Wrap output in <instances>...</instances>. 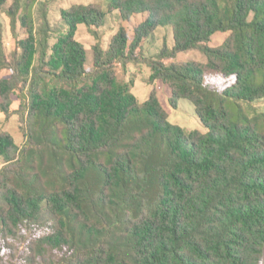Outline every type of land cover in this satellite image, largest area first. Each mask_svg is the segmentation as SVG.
<instances>
[{
	"label": "trees",
	"instance_id": "16d2710c",
	"mask_svg": "<svg viewBox=\"0 0 264 264\" xmlns=\"http://www.w3.org/2000/svg\"><path fill=\"white\" fill-rule=\"evenodd\" d=\"M7 2L0 11L27 36H16L9 58L0 31V72H11L0 78V110L20 115L26 142L0 132V230L16 237L42 227L44 210L52 217L29 239L28 264L48 250L62 251L49 264H261L264 110L244 104L264 98V0H109L122 20L148 17L131 42L121 27L107 49L95 30L107 15L99 4L62 9L68 31L50 48L46 12L34 27L37 0ZM81 24L97 39L90 71ZM162 26L174 45L148 61L149 83L168 85L174 109L192 102L205 132L172 123L155 87L141 102L118 78L116 65L138 61ZM218 32L228 35L212 46ZM191 49L206 62L172 61Z\"/></svg>",
	"mask_w": 264,
	"mask_h": 264
},
{
	"label": "rangeland",
	"instance_id": "374dc122",
	"mask_svg": "<svg viewBox=\"0 0 264 264\" xmlns=\"http://www.w3.org/2000/svg\"><path fill=\"white\" fill-rule=\"evenodd\" d=\"M109 0H37L33 9V21L35 30H38L42 25V14L47 13L48 21L51 26V33L49 38L50 48L55 42H57L59 36L65 34L68 31V26L61 17L62 9H68L75 4H99L103 10L107 12L106 21L101 28H95L99 36V43H101L104 49L109 47L112 37L121 28L124 27L127 30L129 41L131 42L134 37L135 28L144 21L147 17V13H140L134 15L130 20H122L118 10H108ZM12 4V0H8L6 8ZM0 31L3 34L4 45L6 53L10 58L14 50L16 49V36L23 39L27 36V29L22 25L21 20L18 19L16 25V32L14 33L11 26V18L7 14L6 10L0 11ZM227 33L218 32L213 36L211 45H221L227 37ZM76 38L84 44L87 52V70H93V45L97 42L96 36L92 34L88 26L81 24L78 26L76 32ZM167 45L172 48L174 45V35L172 27L162 26L145 38L142 42L141 48L137 51L138 61L128 63L127 66H123L118 63L116 65L118 78L122 81L133 83L132 91L138 97L141 102L146 101L152 89L155 87L158 93V97L163 107L169 112V120L178 124L186 130H200L206 131L205 125L201 122L200 118L196 114L195 107L188 99H181L177 109L171 107L169 99L171 97V91L168 85L162 81H157L155 84L149 83L151 76V68L148 61L155 59L161 50ZM51 53L49 50L48 54ZM197 60L200 62H206V55L198 50L191 49L180 52L176 59L172 61H190ZM169 62V60H166ZM9 69H3L0 72V78L10 75ZM20 91L17 90L13 95L12 110L16 111L20 106ZM248 112H252L253 108L257 110H264V98L255 101L250 104H244ZM23 123L19 114L13 113L11 116H6L0 110V132L8 131L14 138L15 142L19 146H24L26 142L25 130L23 129ZM4 165L0 159V168ZM2 202L0 201V205ZM41 221L45 222L42 227L40 226H26L21 234L16 237L8 236L5 238L0 230V246L2 247L3 263L4 264H28L27 259V244L32 237L47 232L51 226L52 217L47 210H44ZM1 225V222H0ZM62 251L48 250L44 259H40L39 264H49L51 259L55 261L59 260ZM261 264H264V256Z\"/></svg>",
	"mask_w": 264,
	"mask_h": 264
}]
</instances>
